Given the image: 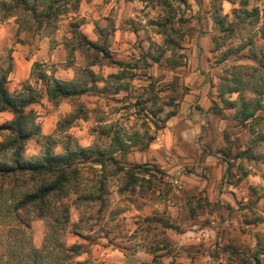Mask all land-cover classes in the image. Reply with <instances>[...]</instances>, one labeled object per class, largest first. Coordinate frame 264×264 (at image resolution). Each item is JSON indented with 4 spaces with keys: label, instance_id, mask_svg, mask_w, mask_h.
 <instances>
[{
    "label": "clouds",
    "instance_id": "9594fccd",
    "mask_svg": "<svg viewBox=\"0 0 264 264\" xmlns=\"http://www.w3.org/2000/svg\"><path fill=\"white\" fill-rule=\"evenodd\" d=\"M186 3L0 0V264H264V0Z\"/></svg>",
    "mask_w": 264,
    "mask_h": 264
},
{
    "label": "rangeland",
    "instance_id": "374dc122",
    "mask_svg": "<svg viewBox=\"0 0 264 264\" xmlns=\"http://www.w3.org/2000/svg\"><path fill=\"white\" fill-rule=\"evenodd\" d=\"M184 2L186 4V7L189 6V5H187L186 0H184ZM198 3L202 4L203 0H198ZM211 12H212V17L216 18L215 3H213V5L211 7ZM205 14L207 15V12ZM188 31L190 33H195L198 30L193 28L192 26H189ZM261 58H263V61H264V56H262ZM260 68L264 69V67H261V66H260ZM238 75H241L242 78L244 77V80L247 79L248 77L251 78V76H254L251 79L253 81L251 84H253V83L257 84L258 86H260L262 88L261 92H263V99H264V75L259 74V69H256V71L255 70L246 71L244 66H240L239 68H229V69L225 70L224 71L225 78L219 82V87L217 88L216 94H215L216 100H217V103L215 104V112L220 113V119L222 121L228 119L226 112L229 108L224 103V100H226L224 97L226 96L228 89L232 87L231 81L233 79H235ZM245 87L246 86H244V88Z\"/></svg>",
    "mask_w": 264,
    "mask_h": 264
},
{
    "label": "trees",
    "instance_id": "16d2710c",
    "mask_svg": "<svg viewBox=\"0 0 264 264\" xmlns=\"http://www.w3.org/2000/svg\"><path fill=\"white\" fill-rule=\"evenodd\" d=\"M260 66L264 67L263 58L260 59ZM253 70L256 71V69H253ZM253 77L254 76H251V78L248 77L247 79L244 80V77L242 78L241 75H238L235 79H233L231 81L232 87L229 88V89H245V88L247 89V88L251 87L257 92V94L260 96V99L264 100L263 99V92H261L262 88L260 86H258L257 84H254V83L251 84L253 82L251 80ZM243 85L246 86V87L244 88ZM224 103L229 107V102L227 100H224ZM2 127H8V125L5 124V125H2Z\"/></svg>",
    "mask_w": 264,
    "mask_h": 264
}]
</instances>
